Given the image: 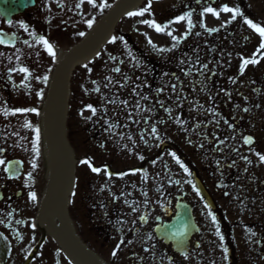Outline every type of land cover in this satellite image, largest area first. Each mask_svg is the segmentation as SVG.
<instances>
[{
	"label": "rangeland",
	"instance_id": "374dc122",
	"mask_svg": "<svg viewBox=\"0 0 264 264\" xmlns=\"http://www.w3.org/2000/svg\"><path fill=\"white\" fill-rule=\"evenodd\" d=\"M197 1L200 0H147L144 4L145 7L151 3L152 11L154 12V19L151 21H155L158 24L164 25L162 22L164 16L174 11H179L177 9H173L176 7H183V11L185 8L195 7ZM220 4L226 5L229 8H239L240 15L237 16L234 20L232 19L231 13H226L220 11L223 8V5L216 7V11L219 12V18L213 16L211 13H208L205 17H203V21L205 22L208 29H219L221 34L225 36L227 39L228 35H232L234 39L237 40L238 44L241 42V45H244V52L240 54L239 57L244 59H252L255 58L259 62L254 65H248L244 68L243 73L239 77L240 82L244 83V85L250 89L255 90L256 92H262L260 95L262 106L260 107L258 117V121L256 120L255 126L250 131V135L256 139V144L250 149L247 150L241 141H238L237 148H240L241 153H248L249 157V174L248 179L246 181V198H247V214L246 218L243 214L240 213L241 208L238 207V202H242V198L237 199L235 201L226 200L223 201L219 197H217L221 205H224V213L225 215L233 220L232 216L236 219L241 218L249 223L254 224L253 227L244 229L240 228L235 233V243L239 249L240 253V264H253L257 262L258 264H264V162L259 160L260 155H264V50H260V37L259 35L251 28L248 27L244 23L245 19L251 20L253 23L264 27V0H217ZM204 2V6L209 4V0H202ZM179 4V6H177ZM143 9V8H142ZM141 9V10H142ZM140 11V10H137ZM149 12V11H148ZM146 14L143 17H126L121 21L120 24L117 25L115 29V33L112 34L113 37H117L116 41L113 43L112 38L107 42L106 46L103 49V56L101 57V67L105 69L103 61L108 58V55L114 52L123 53L126 52L125 47H121L122 41L120 38V34L130 33L134 37L137 38V41H143L148 44L149 40H152L159 45V49L163 46V43L159 42L161 39L165 38V33H157L155 29L148 26V24L143 23L146 20ZM130 21V22H129ZM193 22V20L191 19ZM188 21H185L182 25L176 28V31L179 29L181 33L184 32L185 28H187ZM168 29L165 30V32ZM77 33V32H76ZM79 37V35L75 36V40ZM64 42L63 47H71L76 42ZM233 41L230 42L229 46H233ZM127 54V53H126ZM125 54V56H126ZM109 59V58H108ZM100 60V59H99ZM242 60L238 63V66H241ZM93 65V64H92ZM80 72V71H79ZM78 72L77 77L75 78L76 84V101L79 103L81 99L85 96L89 95V88L92 90L95 88V85L90 86L88 82L85 80L87 78L84 74H80ZM100 72L97 70L93 75H89L91 80L96 77ZM81 84L84 85V89H81ZM198 90H194L191 93L184 94L182 92V96H190L189 94H194ZM255 92V93H256ZM78 107V105H77ZM174 114H172L171 120H175ZM174 128L175 125H174ZM22 144L16 149L20 154L24 156L26 168L24 177L18 182V185L14 189L10 187L8 193H16V191H21L23 195H26V200H31L29 194L34 192L36 194V199H40L43 194V189L41 184L43 182V176L46 170V162L44 151L41 148L39 149L40 157L30 152L28 148V144H30L29 139H18ZM76 141H79V137H76ZM180 149L182 151L185 150L184 145H180ZM78 155L81 157L85 154L82 151L80 145H78L77 149ZM20 156V155H17ZM191 156L195 158V154L192 151ZM35 163L37 166L35 169L32 168V163ZM196 162H199V158H196ZM170 163V183L171 185H176L181 183L180 188L182 190L189 191L192 199L198 206V200L195 194L193 193L188 178L186 174L180 169L179 165L176 164V159L173 156L169 157ZM29 173H31V178L29 179ZM180 191V190H178ZM75 200H78V195L75 196ZM35 203V202H32ZM75 223L73 230L74 232L81 238V241L98 257L105 262L106 264H130V253L134 252L136 247L140 244V240H133L132 242L125 243L127 240H131V235L125 233H112L113 235L107 236V241L102 240L100 236V231L98 230L99 224L98 222H94L92 220H87V218L81 214L80 210L75 211ZM35 211L30 215L32 218L35 216ZM29 216V214H27ZM29 216V217H30ZM244 216V218H243ZM206 225L204 226V233L202 234L203 238V249L205 252H213L215 253V260L218 261L219 264H224V257L222 256L220 249V240L218 237V227L215 223L208 220H205ZM217 233V235H216ZM263 237V240L260 241V238ZM119 246V247H118ZM29 247L26 243H23L21 248ZM18 248L20 246L18 245ZM262 248V256L263 259L258 261V249ZM116 251L117 255L113 257L112 253ZM252 255H255V260H252ZM17 263L16 261H13ZM177 264L181 262L179 258L175 260ZM253 262V263H252ZM14 264V263H12ZM18 264V263H17ZM213 264V262H211Z\"/></svg>",
	"mask_w": 264,
	"mask_h": 264
},
{
	"label": "flooded vegetation",
	"instance_id": "af4514ba",
	"mask_svg": "<svg viewBox=\"0 0 264 264\" xmlns=\"http://www.w3.org/2000/svg\"><path fill=\"white\" fill-rule=\"evenodd\" d=\"M116 1L94 0L97 6L92 7L87 0H35L34 5L25 10L23 14L15 16L0 14V35L17 37L12 46L0 44V105H3L5 127V129L0 127V141L2 137L11 133L16 135L19 127L23 128V135H30L41 122L42 106L57 70V62L53 61V57L48 54L40 42V37L48 41L57 38L69 40L73 35L75 25H85L89 20H97L108 8H101V5L111 6ZM22 24L27 25V31L21 26ZM8 42H12V39ZM21 67L28 68L31 73L26 80L24 75L17 71ZM44 76L48 77L47 82L43 81ZM25 83L29 85L27 88L23 87ZM37 92H41L42 96H37ZM17 109H35L36 111L17 112ZM104 188L106 189L107 186L105 185ZM116 201L115 198L114 202ZM100 204L102 210L107 211L109 201L106 200L105 195H102ZM9 205L6 203L4 211L9 208ZM11 221H14V218L9 217L7 225H0L1 238L7 240L4 242L7 247L12 240L17 241L19 234L12 227ZM142 221L145 225L148 223L147 220ZM25 223L21 221L17 224L24 225ZM42 244L44 247L39 251ZM13 250L14 248L11 252ZM33 251L35 253L29 254V259L26 258L23 262L65 264L63 262L65 260L59 257L58 251L51 243L41 242L38 247L33 248ZM20 254L23 256V252L16 250L13 260L20 258ZM9 261L7 260L6 264Z\"/></svg>",
	"mask_w": 264,
	"mask_h": 264
},
{
	"label": "water",
	"instance_id": "95a60500",
	"mask_svg": "<svg viewBox=\"0 0 264 264\" xmlns=\"http://www.w3.org/2000/svg\"><path fill=\"white\" fill-rule=\"evenodd\" d=\"M111 21H108L105 27H109ZM102 32L94 36L86 45H82L73 54L63 56L64 64L69 62L79 63L87 60L96 52L101 41ZM63 85L58 86L57 92L54 91L52 104L49 106V111L46 115L45 131L48 140L50 154L53 160L54 177L52 187L54 194L45 202L39 218L43 215H52L54 211L60 214L63 222L62 231L52 229V235L61 244L63 249L68 253L69 258L74 264H100L93 255L86 253L67 231V213H66V199L71 189L73 177V159L65 140V133L63 130L65 106L64 97L62 98ZM59 195V197L57 196ZM186 224L184 217H179L175 223L172 224L171 230L175 236L180 235L182 230H185Z\"/></svg>",
	"mask_w": 264,
	"mask_h": 264
},
{
	"label": "snow or ice",
	"instance_id": "6c2138e0",
	"mask_svg": "<svg viewBox=\"0 0 264 264\" xmlns=\"http://www.w3.org/2000/svg\"><path fill=\"white\" fill-rule=\"evenodd\" d=\"M87 2H88L89 4H91L92 7H96V6H97V5L95 4L94 0H87ZM78 6H79V5H78ZM104 7H108V5H107V4H103V5H101V8H104ZM150 8H151V3L148 5V7L143 8V9L140 10V11L129 12V13H128V16H129V17H136V16L143 17V16L145 15V13L149 11ZM204 11H205L206 13H211L213 16L219 18V14H220V13L217 12L215 9H213V8H211V7L205 8ZM220 11H222V12H226V13H231V14H232V19H233V20H234L237 16L240 15V10H239V8H229V7H227V6H224L223 8L220 9ZM184 20H187V21H188V25H189V29H190L191 26H192L191 13H187V14H185V15H183V16H179V17H177L176 20L173 21V22H174V23H179L180 21H184ZM11 23H12L11 20H9V24H11ZM143 23L148 24V26L151 27V28H153V29H155V31H156L157 33L165 32V30L169 27L167 24H165V25H161V24L156 23L155 21L144 20ZM244 23H245L246 25H248L249 28L253 29V30L259 35V37H260V50H264V27H261L260 25H257V24L253 23L251 20H248V19H245V20H244ZM21 26L25 29V31H27V25H23V24H22ZM87 26H88V28H92V26H93V21H92V20L87 21ZM208 31H217V29H208ZM165 34H167V35H169V36H172V32H171V31H167ZM79 35H80V36H84L85 33H84V32H80ZM116 39H117V37H113L111 42L114 43V42L116 41ZM119 39L123 40V37H120ZM173 40H174L175 42H177V43L179 42L178 39H177L176 37H173ZM40 42L44 45V47H45L46 51L48 52V54H49L50 56L53 57V61H55V52H54V50H53V45H51V44H50L46 39H44L43 37H40ZM148 42H149V44L152 45V47H153L154 49L156 48V45H155V44H152V41H151V40H149ZM3 43H5V40H4L3 38H0V44H3ZM157 50H158V51H161V52L166 51V49H162V48H161V49H157ZM241 59H242L241 73H243V70H244V68H245L246 66H248V65H254V64H257V63L259 62V61H258L257 59H255V58H252V59H244V58H241ZM182 63H183V61H182ZM85 67H87V65H85ZM205 67H207V65H205ZM17 71L20 72V73H22V74L24 75L25 80L31 75L29 69L26 68V67H21V68L17 69ZM113 71H115V72H119L120 69H119V68H115V69H113ZM37 79L39 80L40 78H37ZM109 79H110V78H109ZM47 80H48V77H47V76H44V77H43V81H44V82H47ZM93 83H95V82H93ZM28 86H29V85L26 84V83L23 84V87H25V88H27ZM95 90H96V91H99L98 88L95 89ZM36 95H37V96H42V93H41V92H37ZM145 99H147V97H145ZM87 110L91 111V112H92V115H95V114H96V111H97L96 108L92 107L91 105H88V106H87ZM16 111H17V112H26V111H33V112H35L36 110H35V109H17ZM244 111H248V109H244ZM37 114H38V113H37ZM28 126H30V125H28ZM152 131L155 132L156 129L153 128ZM36 133H37V137H36V142H34V143H37V142L39 141V129H38V128L36 129ZM129 138H130V137H129ZM245 142H246V143H250V142H251V138H250V137H249V138H246V141H245ZM35 150H36L37 155H38V149H35ZM173 155H175V154H173ZM141 159H143V157H141ZM259 160H260L261 162H264V155H260V156H259ZM4 163H5V162H4L3 160H0V164H4ZM80 163L88 165V167L91 168V171L94 172V173L99 174V173L101 172V169L92 166L90 160H88V159L82 160ZM177 163H179V160H177ZM36 166H37V165L33 162V163H32V168L35 169ZM181 167H183V165H181ZM184 170H185V172L188 171L187 168H185ZM5 171L10 172V168H6ZM104 171L107 172V169L105 168ZM111 177H112V174H111V173H108V178L111 179ZM28 178H29V179L31 178V173H29ZM121 178H122V177H121ZM29 196H30V199H31L33 202H35V200H36V194H35L34 192H32V193L29 194ZM140 219H141V220H145V217L142 216V217H140ZM17 223H21V221H17ZM33 227H35L34 224H33ZM217 232H218V230H217ZM173 235H175V233H173ZM221 239H222V238H221ZM118 247H119V246H118ZM112 255H113V257H115V256L117 255V252L114 251V252L112 253Z\"/></svg>",
	"mask_w": 264,
	"mask_h": 264
},
{
	"label": "bare ground",
	"instance_id": "6f19581e",
	"mask_svg": "<svg viewBox=\"0 0 264 264\" xmlns=\"http://www.w3.org/2000/svg\"><path fill=\"white\" fill-rule=\"evenodd\" d=\"M50 177H51V170L48 169V171L46 172L44 183L42 185L43 190H44V192H43L44 194H46L48 192Z\"/></svg>",
	"mask_w": 264,
	"mask_h": 264
}]
</instances>
